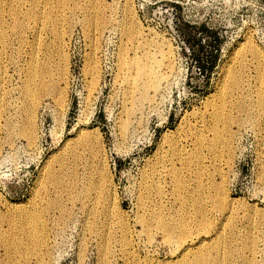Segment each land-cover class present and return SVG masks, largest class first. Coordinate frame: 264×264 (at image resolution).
<instances>
[{
	"label": "rangeland",
	"instance_id": "374dc122",
	"mask_svg": "<svg viewBox=\"0 0 264 264\" xmlns=\"http://www.w3.org/2000/svg\"><path fill=\"white\" fill-rule=\"evenodd\" d=\"M0 10V264H264V0Z\"/></svg>",
	"mask_w": 264,
	"mask_h": 264
},
{
	"label": "bare ground",
	"instance_id": "6f19581e",
	"mask_svg": "<svg viewBox=\"0 0 264 264\" xmlns=\"http://www.w3.org/2000/svg\"><path fill=\"white\" fill-rule=\"evenodd\" d=\"M1 11V10H0ZM48 17V16H47ZM48 19V18H47ZM88 20V19H87ZM16 22V21H15ZM12 28V27H11ZM2 43V42H1ZM153 54V53H152ZM260 54V53H259ZM144 57L140 60V62H139V69H138V66H137V64L135 65V64H133L134 66H135V68L136 69H138L137 70V72L136 71H133V74L135 75V76H137V75H139V77L140 78H146V79H153V76L154 75H158L159 77H160V74H161V69H162V66L164 65V59L165 58H168V56H163L161 59H157L156 57H153L151 54H149V53H145V55H143ZM262 56H263V54H262ZM260 58V57H259ZM264 59V58H263ZM161 60V61H160ZM165 60H167V59H165ZM42 64H43V62H42ZM166 66V65H165ZM129 68H130V66H129ZM167 68V67H166ZM38 72V71H37ZM44 73V72H43ZM162 75V74H161ZM44 77V76H43ZM134 77V76H133ZM30 81V80H29ZM44 82V81H43ZM29 86V85H28ZM28 88V87H27ZM29 88H30V86H29ZM28 88V89H29ZM27 89V90H28ZM32 92H34V91H32ZM30 93H31V90H30ZM29 93V94H30ZM264 94V93H263ZM31 95V94H30ZM30 95H29V97H30ZM38 100V99H37ZM38 103V102H37ZM36 103V104H37ZM34 104V103H33ZM28 125V126H27ZM32 125H33V120H32V117H29L28 118V120H27V124H26V126H27V132H28V134H29V139L30 140H33V138L34 137H32L33 136V131H32ZM33 133V134H32ZM84 137V136H83ZM84 140V139H83ZM33 142V141H32ZM173 153V152H172ZM190 153V152H189ZM172 168V167H171ZM170 168V169H171ZM179 173V172H178ZM158 176V175H157ZM180 181V180H179ZM91 184V183H90ZM159 192V191H158ZM202 193V192H201ZM161 194V193H160ZM204 195V194H203ZM200 196V195H199ZM215 197V196H214ZM202 198H203V196H202ZM204 198H205V196H204ZM201 199V198H200ZM211 199V198H210ZM199 200V199H198ZM197 201V200H196ZM218 201V200H217ZM220 201H222L223 202V205H224V203H226V202H224L223 200H221L220 199ZM220 201H218V203L220 202ZM226 201V200H225ZM222 202H220V204L222 203ZM198 203H199V201H198ZM201 203V202H200ZM217 205V204H216ZM99 206V205H98ZM200 206V205H199ZM227 206V205H226ZM200 207H202L203 208V206H200ZM218 207H219V204H218ZM223 207H225V206H223ZM152 208V207H151ZM199 208V207H198ZM222 209V208H221ZM220 209V210H221ZM225 209V208H224ZM223 209V210H224ZM219 210V209H218ZM150 211H151V209H150ZM149 211V212H150ZM158 211V210H157ZM222 211V210H221ZM152 212V211H151ZM151 212L150 213H148V214H151ZM159 212V211H158ZM160 213V212H159ZM201 213V212H200ZM147 214V215H148ZM158 215H160V214H158ZM164 215V214H163ZM162 215V216H163ZM145 216V215H144ZM154 216V215H153ZM150 217V216H149ZM155 217V216H154ZM159 217V216H158ZM183 216H181L180 217V219L182 218ZM143 218V217H142ZM145 218V217H144ZM151 218H153V217H151ZM164 218V217H163ZM187 218V217H186ZM150 219V218H149ZM149 219H146V220H149ZM161 219H162V217H161ZM165 219V218H164ZM164 219H162V221L164 220ZM190 219V218H189ZM189 219H187V220H189ZM167 220V219H166ZM165 220V221H166ZM177 220V219H176ZM181 220H183V219H181ZM184 220H185V222H186V219H185V217H184ZM154 222H156V220H153ZM178 221V220H177ZM141 222H142V220H141ZM152 222V221H151ZM158 222H160L161 223V221H157V223ZM164 222V221H163ZM176 222V221H175ZM178 222H180V221H178ZM178 222H176L177 224H178ZM182 222V221H181ZM185 222H183V224H185ZM143 223V222H142ZM144 223H146V221L144 222ZM159 223V224H160ZM166 223H167V221H166ZM187 224H188V222H186ZM148 224V223H147ZM150 224V223H149ZM153 224V223H152ZM151 224V225H152ZM171 224V223H170ZM170 224H165V222L162 224L163 226L162 227H164L166 230H167V234H166V236L168 237V239H170V241H173L171 238L175 235V234H177V233H175V229H176V227L175 226H173V225H170ZM174 224V223H173ZM205 224V223H204ZM207 224V223H206ZM145 225V224H144ZM151 225H149V227H151ZM154 225V224H153ZM153 225H152V227H153ZM157 225V224H156ZM175 225V224H174ZM179 225H180V223H179ZM178 225V227L180 228V226ZM148 226V225H147ZM158 226V225H157ZM161 226V225H160ZM186 226V225H185ZM187 227H188V225H187ZM205 227V226H204ZM148 228V227H147ZM159 228V227H158ZM164 228L162 229L163 231H164ZM181 228H184L185 229V227H181ZM180 228V229H181ZM207 228V227H206ZM161 229V228H160ZM178 230V229H177ZM187 230V229H186ZM181 232L183 231V230H180ZM177 232V231H176ZM179 233L180 232H178V235H179ZM183 234V233H182ZM173 235V236H172ZM184 235V234H183ZM218 235H219V232H218ZM199 236V235H198ZM221 236H222V234H221ZM230 236V235H229ZM179 237H180V235H179ZM224 237V236H223ZM178 238V237H177ZM180 238H182V237H180ZM221 238V237H220ZM230 238H231V236H230ZM184 239V238H183ZM185 239H186V237H185ZM178 240H179V238H178ZM183 241V240H182ZM201 241V240H200ZM206 241V240H205ZM125 242V241H124ZM174 242H177V241H174ZM181 241H179V243H180ZM186 242V241H185ZM217 242V241H216ZM171 243V242H170ZM171 244H173V242L171 243ZM184 244V243H183ZM200 244V243H199ZM203 244V243H202ZM216 244V246H217V243H215ZM215 244H213L214 246H215ZM128 245V244H127ZM179 245V244H178ZM184 245H187V243L186 244H184ZM222 245V244H221ZM206 246V245H205ZM213 246V247H214ZM182 247H184V246H182ZM198 247V246H197ZM200 247V246H199ZM208 247H210V245L208 246ZM202 248V247H201ZM207 248V247H206ZM211 248V247H210ZM216 248H218V247H216ZM215 248V249H216ZM212 249V248H211ZM211 249L209 250V252H211ZM215 249H213V250H215ZM48 250V249H47ZM182 250V249H181ZM196 250H198V249H196ZM203 250V249H202ZM218 250V249H217ZM242 250V249H241ZM240 250V251H241ZM189 251H190V247H189V245H187V246H185V249H184V254L185 255H187L188 253H189ZM204 251V250H203ZM206 251H208V248H207V250ZM237 251H239V250H236V252ZM195 252V251H194ZM193 252V254H195ZM209 252L207 253V255L209 254ZM243 252V251H242ZM253 252H255V251H253ZM197 253V252H196ZM199 253V252H198ZM48 254V253H47ZM201 254V253H200ZM205 254V253H204ZM232 254V253H231ZM197 255V254H196ZM207 255H206V257H207ZM242 255H245V254H242ZM42 256V255H41ZM40 256V258H39V256H38V258H39V261H38V263L37 264H45V255L44 256H42L41 257ZM48 256H49V254H48ZM192 256V255H191ZM201 256V255H200ZM241 256V255H240ZM247 256V255H246ZM195 257H197V256H195ZM199 257V256H198ZM197 257V259L199 260V258ZM204 257V256H203ZM208 257H211V255L210 256H208ZM208 257H207V259H208ZM186 258H188V257H186ZM193 258V257H192ZM201 258V257H200ZM205 258V257H204ZM204 258H201L202 260L204 259ZM215 258V257H214ZM240 258V257H239ZM244 258H246V257H244ZM247 258H248V256H247ZM246 258V259H247ZM190 259V258H189ZM200 259V260H201ZM211 259H212V257H211ZM210 259V260H211ZM216 259V258H215ZM215 259H212V260H215ZM188 260V259H187ZM186 259H185V261H187ZM193 260V259H192ZM209 260V259H208ZM207 260V261H208ZM211 260V261H212ZM250 260V259H249ZM204 261L206 262V259H204ZM203 261V262H204ZM225 261V260H224ZM246 261V260H245ZM248 261V260H247ZM246 261V262H247ZM253 261V260H252ZM251 261V262H252ZM183 261H181V263H182ZM189 262V261H188ZM200 262V261H199ZM198 262V263H199ZM218 262V261H217ZM244 262V261H243ZM201 263H202V261H201ZM216 263V262H215ZM241 263H242V261H241ZM254 263V262H253ZM256 263V262H255ZM29 264V263H28ZM46 264H47V262H46ZM186 264V263H185ZM188 264V263H187ZM190 264H191V261H190ZM206 264V263H205ZM208 264H210V263H208ZM244 264V263H243ZM248 264V263H247ZM249 264H250V261H249Z\"/></svg>",
	"mask_w": 264,
	"mask_h": 264
}]
</instances>
